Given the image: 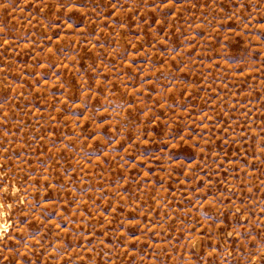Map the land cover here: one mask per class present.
<instances>
[{"label":"rangeland","instance_id":"1","mask_svg":"<svg viewBox=\"0 0 264 264\" xmlns=\"http://www.w3.org/2000/svg\"><path fill=\"white\" fill-rule=\"evenodd\" d=\"M0 264H264V0H0Z\"/></svg>","mask_w":264,"mask_h":264}]
</instances>
